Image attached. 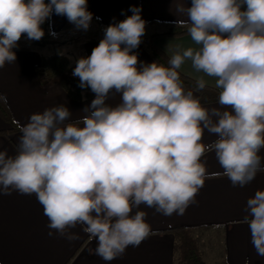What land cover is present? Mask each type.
<instances>
[{"label": "clouds", "instance_id": "clouds-1", "mask_svg": "<svg viewBox=\"0 0 264 264\" xmlns=\"http://www.w3.org/2000/svg\"><path fill=\"white\" fill-rule=\"evenodd\" d=\"M129 11L76 60L72 75L94 93L85 115L71 120L63 104L34 113L19 128L15 153L0 151V195H35L49 229L73 242L80 237L69 230L82 226L97 244L90 254L106 262L154 234L141 206L183 215L206 180L223 176L243 187L264 172V0H181L176 12L186 19L175 25L196 47L178 45L166 64L139 61L146 21L141 8ZM53 14L83 30L93 19L88 0H0V67L16 61L22 36L41 40ZM187 61L215 78L219 107L201 102L203 76L186 87L179 70ZM205 131L216 139L204 143ZM206 153L222 172L207 171ZM244 211L264 257V190Z\"/></svg>", "mask_w": 264, "mask_h": 264}, {"label": "crops", "instance_id": "crops-1", "mask_svg": "<svg viewBox=\"0 0 264 264\" xmlns=\"http://www.w3.org/2000/svg\"><path fill=\"white\" fill-rule=\"evenodd\" d=\"M179 2L181 0H88V10L93 19L87 30L77 29L66 17L53 14L45 21L49 41L45 47H37L34 41L22 37L20 41L28 40L32 47L18 45L17 48L22 49H13L16 61L0 67V94L7 97L6 107L15 124L12 127L0 118V151L6 150L9 155L15 153L21 135L19 128L28 122L32 114L63 104L72 111L71 120H76L85 115L81 110L94 99V94L75 99L62 88L59 80L43 83L35 71L43 58L59 54L67 57L70 66L75 68L77 59L91 55L92 49L103 38L104 29L132 15L129 9L135 6L141 8L146 26L142 42L134 52L138 54L139 61L151 63L154 59L146 51L143 40L165 31L157 21L174 23L186 19L176 12ZM183 2L191 4V0ZM153 45L167 58L178 45L182 48L196 47L188 35L157 38ZM179 71L193 80L203 76L206 86L219 93L215 78L197 73L190 61ZM117 102L118 95L108 101L110 104ZM204 105L219 107L218 101ZM215 139L214 135L205 131L204 143ZM260 154L264 157V150ZM202 159L206 160L209 173L222 172L214 153H206ZM256 190H264V172L258 173L243 187H234L223 176L206 180L196 196L197 202L190 205L183 215L164 216L141 206L139 210L147 212L146 219L154 234L139 246L128 247L121 257L111 262L104 261L94 251L90 254L89 250H94L97 244L82 230V226L69 230L80 237L73 242L49 229L48 218L35 195L18 192L0 195V264H175V239L170 231L178 228L194 229L198 240L200 237L218 238L220 250L214 252L219 258L216 263L245 264L247 261L248 264H264V257L257 255L251 243L249 227L243 222L246 202ZM49 231L53 232L52 236L48 235Z\"/></svg>", "mask_w": 264, "mask_h": 264}, {"label": "trees", "instance_id": "trees-1", "mask_svg": "<svg viewBox=\"0 0 264 264\" xmlns=\"http://www.w3.org/2000/svg\"><path fill=\"white\" fill-rule=\"evenodd\" d=\"M157 23L163 25L165 28L164 32L154 33L143 40L146 51L151 55L154 61H160L161 63L167 62L169 58L163 55L159 50L153 45V41L157 38H179L187 36V30L182 26L175 25L170 22H160ZM45 32L43 38L39 41H34V45L37 47H45L49 44L48 41V27L46 22L42 25ZM26 37V36H22ZM22 49V48H15ZM73 67L70 66V62L67 57L52 54L46 58H43L38 66H36L35 71L43 83L59 80L62 88L71 94L75 99H80L84 96H90L94 93L90 89H81L79 85V78L72 75ZM181 79L184 81L186 87L192 88L194 86L195 80L185 77L181 74ZM198 95L202 97V103L208 104L218 101L219 93L212 87L206 86V88L200 92ZM0 118L8 123L10 126L14 127L15 124L11 119L10 113L6 105L0 102ZM16 129V128H15ZM14 130V129H13ZM194 229L192 228H178L171 230L170 233L174 236V258L175 264H206L202 258V253L199 247V241L195 237ZM216 264H227L222 261Z\"/></svg>", "mask_w": 264, "mask_h": 264}, {"label": "rangeland", "instance_id": "rangeland-1", "mask_svg": "<svg viewBox=\"0 0 264 264\" xmlns=\"http://www.w3.org/2000/svg\"><path fill=\"white\" fill-rule=\"evenodd\" d=\"M20 44L26 46L27 48H31L32 44H29L28 40L20 41ZM49 50V49H47ZM199 247L202 253V258L206 264H215L218 261V255L216 257V254L214 252H219V239L216 237L211 238H199Z\"/></svg>", "mask_w": 264, "mask_h": 264}]
</instances>
